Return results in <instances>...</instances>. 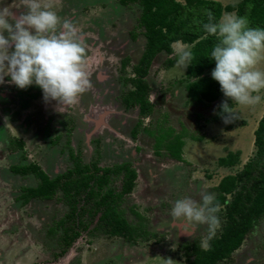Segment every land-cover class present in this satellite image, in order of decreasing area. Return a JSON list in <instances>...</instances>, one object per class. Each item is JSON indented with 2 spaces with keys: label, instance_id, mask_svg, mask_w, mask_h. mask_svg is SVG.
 <instances>
[{
  "label": "rangeland",
  "instance_id": "1",
  "mask_svg": "<svg viewBox=\"0 0 264 264\" xmlns=\"http://www.w3.org/2000/svg\"><path fill=\"white\" fill-rule=\"evenodd\" d=\"M40 2L61 21L70 20L83 37L91 87L76 104L60 108L56 101L46 103L42 89L34 84L19 89L9 83V76L0 84V264H167L168 259L173 264H187L181 244L200 241L207 235L206 227L174 221L171 206L185 196L199 201L204 192L217 194L214 188L220 181L237 174L254 156L253 131L264 115V90L254 93L261 97L255 105L233 103L238 124L226 131L211 121L223 100L209 106L189 105L186 68L178 67L173 55L161 53L145 78L153 112L141 117L137 106L123 103L125 94L133 90L128 79L133 78V67L145 45L138 27L141 8L137 4L123 6L120 0ZM23 7V0H0V12L17 13ZM126 58L128 64L122 70ZM258 67L264 70V61ZM158 127L188 131L184 163L170 159L164 151L161 156L155 154L154 139L143 128ZM71 151L83 164L97 161L100 168H110L128 163L137 172L135 187L121 208L131 223L137 221L133 211L144 216L153 237L129 242L107 236L95 230L98 217H84L79 238L66 245L62 229L54 234L51 231L68 212L61 192L52 200L22 203L23 188L36 187L39 180L32 173L15 174L11 168L35 164L54 179L73 167ZM238 151V164L218 166L219 158ZM120 178L113 179L116 190ZM192 231L194 238L185 234ZM218 264H264V215L232 257Z\"/></svg>",
  "mask_w": 264,
  "mask_h": 264
},
{
  "label": "trees",
  "instance_id": "2",
  "mask_svg": "<svg viewBox=\"0 0 264 264\" xmlns=\"http://www.w3.org/2000/svg\"><path fill=\"white\" fill-rule=\"evenodd\" d=\"M121 5L137 4L141 8L138 27L145 39L141 57L133 67V78L128 82L133 90L125 94L123 103L126 107H138L141 117L150 116L153 105L149 101V85L145 78L154 59L161 53L172 55L171 44L180 41L190 46L191 64L185 72V92L189 105L209 106L224 99L220 84L215 81L211 72L216 64L210 57L216 37L205 33L202 25L208 22V13H212L218 22L223 11L235 12L245 16L250 27L264 28V0H242L236 5L224 8L211 0H120ZM136 36L133 35V39ZM172 65L173 61L168 60ZM128 64L123 61L122 70ZM222 101V102H223ZM211 121L232 130L238 124V118L225 123L220 112V105ZM245 125V123L243 122ZM142 122L132 131L136 136ZM144 132L154 139V151L158 156L167 152L170 159L184 163V139L190 134L183 128L177 133L173 128L158 127L156 130L143 128ZM254 134V156L235 175L225 176L217 187V202L223 209L218 213L221 226L219 232L208 242L207 248L199 240L181 244L180 251L187 264H218L229 260L239 249L247 233L259 223L264 215V115L258 121ZM192 140L196 138L190 136ZM199 140V139H197ZM200 141V140H199ZM19 148L22 144L18 145ZM240 152H229L219 158L217 164L222 168H231L239 163ZM73 167L54 179H50L37 165L12 167L15 174L32 173L39 183L34 188H23L20 195L22 203L31 199L52 200L61 192L62 201L68 208L67 214L56 222L54 234L62 229L66 245H71L79 238L80 229L84 226V217L96 218L95 230L107 236L123 238L129 242L138 239H150L153 234L147 231L145 217L133 211L137 218L129 222L121 208L123 199L132 193L137 179V172L128 163L116 164L110 168H100L97 161L83 164L71 151ZM120 178V189L112 186L113 179ZM229 197V198H228ZM230 199V200H229ZM79 229V230H78Z\"/></svg>",
  "mask_w": 264,
  "mask_h": 264
},
{
  "label": "clouds",
  "instance_id": "3",
  "mask_svg": "<svg viewBox=\"0 0 264 264\" xmlns=\"http://www.w3.org/2000/svg\"><path fill=\"white\" fill-rule=\"evenodd\" d=\"M23 5L17 13L0 12V84L9 76L19 89L33 84L42 89L46 103L56 101L60 108L76 104L91 87L83 37L70 20L61 21L40 0H23ZM207 15L203 30L217 39L210 53L216 64L212 78L235 105L259 103L261 97L254 93L264 90V70L258 67L264 61V28L250 27L247 17L234 13H225L218 22ZM171 48L176 65L187 68L193 58L188 46L176 41ZM219 107L225 123L235 120L236 110L227 100ZM220 211L216 194L204 192L199 201L188 196L175 200L170 215L174 221L205 226L207 235L199 242L207 248L221 226ZM185 234L194 238L195 233Z\"/></svg>",
  "mask_w": 264,
  "mask_h": 264
},
{
  "label": "crops",
  "instance_id": "4",
  "mask_svg": "<svg viewBox=\"0 0 264 264\" xmlns=\"http://www.w3.org/2000/svg\"><path fill=\"white\" fill-rule=\"evenodd\" d=\"M211 1H215V2H218L219 4H221V6L224 8L225 6H228V5H236L238 3H240L242 0H236V2L234 4H232L233 1H226V0H211ZM225 13H234L235 12H227V11H223L220 18L225 14ZM183 44V43H182ZM184 45H187V44H184ZM189 47V50H190V46L187 45ZM261 119V117L259 118V120ZM258 120V121H259ZM257 124V123H256ZM257 126V125H256ZM254 132V131H253Z\"/></svg>",
  "mask_w": 264,
  "mask_h": 264
},
{
  "label": "flooded vegetation",
  "instance_id": "5",
  "mask_svg": "<svg viewBox=\"0 0 264 264\" xmlns=\"http://www.w3.org/2000/svg\"><path fill=\"white\" fill-rule=\"evenodd\" d=\"M105 168V167H104Z\"/></svg>",
  "mask_w": 264,
  "mask_h": 264
}]
</instances>
